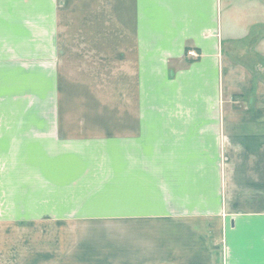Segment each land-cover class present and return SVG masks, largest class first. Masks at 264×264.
I'll list each match as a JSON object with an SVG mask.
<instances>
[{
	"label": "crops",
	"instance_id": "0c3cea01",
	"mask_svg": "<svg viewBox=\"0 0 264 264\" xmlns=\"http://www.w3.org/2000/svg\"><path fill=\"white\" fill-rule=\"evenodd\" d=\"M74 1L0 0L9 40L0 53V85H20L0 90V213L17 220L62 216L65 196L96 194L66 185L99 181L91 189L99 191L126 171V183L131 176L136 187L131 196L168 202L92 216L78 203L73 219L124 223V237L106 233L91 245L124 238V264H264V141L257 139L264 129L242 130L241 109L223 104L226 95L252 91L257 80L250 70L264 67V0H129L136 24L131 55L123 49L114 55L112 42L103 49L95 38L76 58L81 37L92 38L78 28L67 59L61 42L70 30L59 26L68 11L79 20L83 8L69 9ZM98 4L107 18L109 3ZM28 21L40 26L39 57L27 49L35 33L20 22ZM106 25L102 32L112 22ZM16 38L25 45L19 53ZM78 61L97 72L93 92H85L94 109L64 108L57 96L62 66ZM114 62H124V109L107 107ZM38 72L40 87L32 76ZM81 117L100 118V127ZM123 149L124 156H112ZM82 150L89 155L83 161Z\"/></svg>",
	"mask_w": 264,
	"mask_h": 264
},
{
	"label": "rangeland",
	"instance_id": "374dc122",
	"mask_svg": "<svg viewBox=\"0 0 264 264\" xmlns=\"http://www.w3.org/2000/svg\"><path fill=\"white\" fill-rule=\"evenodd\" d=\"M106 1L109 3L107 18H105L106 15H104V6L98 4L99 0H77L74 1L75 5L71 2L72 4L69 5V9L78 6L79 8H83V12L78 14L79 20H76L77 14L74 15L72 13L69 15L70 11H68L69 13L66 15L65 21L59 26L62 30L64 28L70 30L69 34L63 36V42H61L63 48L62 53L65 54L67 59L73 55L70 42H75L77 38L75 34L73 35V31L71 30H77L78 28L85 29L84 33L87 34L91 32L92 38L90 35L81 37L83 41L85 40V43L82 45V49L79 51L78 55H76L78 56L76 58L80 57V52L84 50V46L89 44L88 42L90 39L95 38H97L98 42L95 45L103 46V49L104 45H106V41L107 44L112 42L114 55L116 54V49H123V54L125 50V53L129 52L131 55L133 46L136 44V36L134 33L136 24L133 20L132 5L129 3V0H125V2L124 0ZM108 20L112 22V27L106 28L107 33L104 32V30L102 32V29L107 27L106 22H108ZM20 23L27 25L28 29L35 33L33 37L34 43L31 46L28 45L27 49L30 52L36 53L35 55L38 57L41 56V37L38 34L40 33V26L31 21ZM2 25L3 22H0V53L2 52V54H4L3 51L7 49L9 40L7 41L6 31H4L6 27ZM110 29L111 32L109 31ZM99 34L101 36L95 37V35ZM12 45H16L18 53L24 51L23 46L25 45L17 38L16 42ZM245 56L246 60H248V58H254L251 54H245ZM261 57H264V54H262ZM253 60L254 59L251 61ZM38 63L40 65L39 59ZM76 65L77 67H74L66 62L62 66L61 81L64 84L60 86V92L57 96H59L64 108L69 107L82 110L94 109L95 102L89 100L87 97L90 93L87 94L85 92L88 90L89 92H93L92 89L93 87L95 88L94 74H97V72L94 71V69L88 68V66H84L86 64L82 65V61H78ZM114 68L115 69L112 70L113 74L110 76L113 85L107 87V107L111 106L112 109H124V62H114ZM39 70L40 69H36L35 72ZM235 71L237 72L238 70ZM250 71L257 80L256 85L250 88L252 91L247 89L244 91L245 93L243 95H226L223 102L225 107L241 109V113L238 116L240 120L239 124L240 128L246 131L252 124L255 125V127L264 129V84H261L264 83V67L251 69ZM32 76L33 80L38 83V87H40L41 75H39V72L38 74H32ZM126 78H129V83L132 86L134 82L132 76L129 75V77ZM121 86L123 88V93H121L120 100H118L117 94L120 93L118 89H120L119 87ZM19 87L20 85L6 86L1 84L0 90L7 94L10 91H16ZM102 88L104 87L102 86ZM8 89L10 91H7ZM96 94L99 97V93L96 92ZM72 95H76L75 99L83 95V99L78 102L76 100H71ZM100 95L104 97V94ZM222 100L223 99L220 100L221 103ZM97 102L98 100L96 103ZM133 105V100L129 99V107L131 108ZM117 118L114 117L113 119L114 125L117 124ZM96 119L100 118L81 117V120H86L91 124H97L98 127H100L98 122L95 123ZM116 129L119 128L115 127L114 130ZM244 134L247 133H241L240 136ZM257 136V139L264 141V133L258 134ZM89 151H91V149H89ZM94 151L100 152L99 149ZM112 152L113 157L124 156V149L122 153H120V150H114ZM103 154L104 153L101 155ZM85 155L89 156L88 152L82 150V157L80 160H85L83 158ZM131 167L132 166H129V174H131ZM125 173L126 171L121 172V174H115L111 178L107 183L111 184V186L108 187L110 189L104 187L99 191L91 190L100 183L99 181L82 183V185L78 186L75 184L66 185L65 188H75V190L82 195L86 193V191L96 192V194L94 196L83 195L80 197L65 196V208L67 209L62 216L57 217L56 215H52L50 218V216L45 213H34L31 219L17 220L5 218L4 214L0 213V264H124V238L121 241V239L113 237L112 245L109 242L107 245H96L95 243L91 245L90 243L91 240L95 241L99 236L106 235V233L110 236L123 235L124 237V223L103 221L93 217L76 220L72 218V215H78L80 213L78 211L74 212L72 207L78 203H82V205H84L83 209L85 210L81 209V213L92 216L99 211H150L153 210V206L166 204L168 202V197L154 198L151 196H131V193L136 194V187L131 186V176H127L128 183H126V177H124ZM83 174L84 172L81 173V175ZM149 189H151V186ZM7 215L8 214H6V216ZM118 246L120 247L117 249Z\"/></svg>",
	"mask_w": 264,
	"mask_h": 264
},
{
	"label": "built area",
	"instance_id": "2783aa9c",
	"mask_svg": "<svg viewBox=\"0 0 264 264\" xmlns=\"http://www.w3.org/2000/svg\"><path fill=\"white\" fill-rule=\"evenodd\" d=\"M188 53H193L192 51H188ZM194 54V53H193Z\"/></svg>",
	"mask_w": 264,
	"mask_h": 264
}]
</instances>
